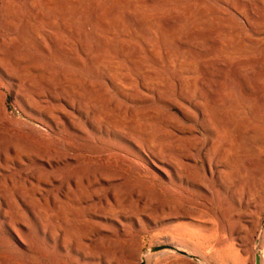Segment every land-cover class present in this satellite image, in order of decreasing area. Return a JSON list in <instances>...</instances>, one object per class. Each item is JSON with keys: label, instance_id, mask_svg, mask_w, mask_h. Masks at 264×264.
Returning a JSON list of instances; mask_svg holds the SVG:
<instances>
[{"label": "bare ground", "instance_id": "1", "mask_svg": "<svg viewBox=\"0 0 264 264\" xmlns=\"http://www.w3.org/2000/svg\"><path fill=\"white\" fill-rule=\"evenodd\" d=\"M173 2L0 0V170L16 167L17 184L3 178L11 188L0 190V224L34 261L96 264L100 251L108 264L120 254L126 226L118 221L120 228L98 241V228L84 215L107 204L98 197L104 184L126 188L132 170L131 184L164 179L182 189L196 179L193 170L217 180L220 169L242 176V150L263 170L264 0L240 15L243 27L221 21L224 12ZM248 50L257 53L238 64ZM10 94L22 118L8 111ZM155 101L160 107L147 105ZM32 170L47 179L36 176L34 185L24 177ZM63 171L69 174L54 192L62 193L64 210L55 196L47 199L42 248L33 246L20 221L27 209L34 214L29 205L40 184L51 185ZM162 246L152 255L164 264H179L175 254L195 260L186 245ZM259 260L264 264L263 255Z\"/></svg>", "mask_w": 264, "mask_h": 264}, {"label": "rangeland", "instance_id": "2", "mask_svg": "<svg viewBox=\"0 0 264 264\" xmlns=\"http://www.w3.org/2000/svg\"><path fill=\"white\" fill-rule=\"evenodd\" d=\"M171 1H174L173 7L175 8L183 5L195 9L201 5L208 11L224 12L225 14L220 17L221 21L229 19L230 25L240 27L245 25L240 15L245 14L248 7L255 5L254 0H202V4H196V0ZM259 11L262 12L263 10H257V12ZM257 28L260 29L261 27L257 26ZM158 41L162 42L160 36ZM209 46V44H205L203 49L205 50ZM256 53L248 50L246 55H243L237 63L242 65V58L251 61ZM111 93L115 95L116 91L112 90ZM150 104L160 107L156 101L147 103V105ZM17 105H19V99L10 94L7 109L17 117H21ZM139 106V104L135 105V107ZM173 112L175 115H179L176 108L173 109ZM197 133L199 137H204L200 127L197 129ZM121 144L123 143L121 142ZM242 152L240 159L244 164H240L241 161L239 164L244 168V172L242 176L237 178L232 176V171L222 169L220 170L223 174L219 180L211 179L206 173L199 177L196 170H193L191 177L196 178L195 182L193 181V184L189 185L183 184L181 189L178 187V183L174 186L164 179L160 181L143 179L139 182L133 181L131 184L135 174L132 170L128 173L130 181L126 184V188L118 185V182L103 186L101 184L103 193H99L98 197L104 201L107 200V204L104 203L100 208L98 207V211L94 215H84L87 221L94 223L98 228L95 233L96 240L99 241V239L110 235V229L120 228L118 221L126 226L127 232L120 254L113 252L108 264H120L122 262V264H145L148 258H151L152 264H164L160 258L152 255L156 252L148 253V251L155 247H160L161 250L159 251H162V245L169 240L188 246L196 255L194 260L187 259L181 254H175L180 259L179 264H197L196 261L201 264H254L256 254H260L259 258L261 255L264 257V168L261 169L257 157L249 159L247 158L248 155L246 156L247 153ZM246 158L250 160L251 167L245 165ZM199 165L202 166V160H200ZM14 168L16 167H11L8 171L0 170V190L1 187H5L6 190L11 188L10 182L5 183L3 181L4 177L9 176H13L14 184L17 187ZM258 169L261 170V173ZM45 170L50 172L46 165ZM64 174H69V171L57 174L58 180L53 181L51 185L40 184L39 192L35 196L36 201H31L29 205L32 211L35 209L34 214H29L27 209L25 216L20 221V225L26 226L25 233L22 232L23 228L15 227L33 246L39 245L42 248L41 242L44 238L39 233V225L44 222L43 216L46 211L47 199L55 196L60 202V207L64 210L62 193L54 192L59 187L60 177ZM36 176L47 179V175H38L35 170L30 171L24 177L31 178L30 182L35 185L33 178ZM184 189H187L188 194L191 195L185 194ZM133 190L139 194L133 193ZM127 193L131 197H127ZM98 199L96 198L94 202L98 203ZM0 208L6 210L1 196ZM4 237L10 243H7ZM14 239L13 235L8 234L0 224V257H2L0 264H3L1 261L10 257H14L13 262L18 264H46V259L41 258L42 260L34 261L30 257L31 254L24 255ZM102 245L103 243H101ZM112 247L114 248L115 245L112 244ZM67 248L69 249V246ZM96 253L95 263L101 264L105 256L100 251Z\"/></svg>", "mask_w": 264, "mask_h": 264}, {"label": "water", "instance_id": "3", "mask_svg": "<svg viewBox=\"0 0 264 264\" xmlns=\"http://www.w3.org/2000/svg\"><path fill=\"white\" fill-rule=\"evenodd\" d=\"M159 250H161L160 247L151 248V249L148 251V253H154V252H157V251H159ZM181 255L184 256V254H181ZM254 264H260L259 255H257V254L255 255Z\"/></svg>", "mask_w": 264, "mask_h": 264}]
</instances>
